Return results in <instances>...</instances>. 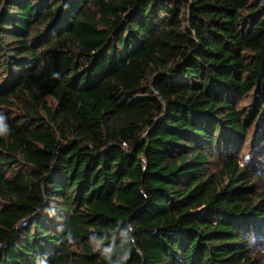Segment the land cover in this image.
Returning <instances> with one entry per match:
<instances>
[{"label": "trees", "instance_id": "1", "mask_svg": "<svg viewBox=\"0 0 264 264\" xmlns=\"http://www.w3.org/2000/svg\"><path fill=\"white\" fill-rule=\"evenodd\" d=\"M0 117V264H264V0H0Z\"/></svg>", "mask_w": 264, "mask_h": 264}, {"label": "rangeland", "instance_id": "2", "mask_svg": "<svg viewBox=\"0 0 264 264\" xmlns=\"http://www.w3.org/2000/svg\"><path fill=\"white\" fill-rule=\"evenodd\" d=\"M250 141H252V138H249L247 142H250ZM248 145H249V144H245V147L247 146V154L249 153V154L252 155V153H250V151H249V149H248V148H249ZM245 153H246V150H245ZM257 251H258V254H259L258 256L264 258V244L261 245V246H259V247H257Z\"/></svg>", "mask_w": 264, "mask_h": 264}, {"label": "clouds", "instance_id": "3", "mask_svg": "<svg viewBox=\"0 0 264 264\" xmlns=\"http://www.w3.org/2000/svg\"><path fill=\"white\" fill-rule=\"evenodd\" d=\"M0 128H3V118L0 117Z\"/></svg>", "mask_w": 264, "mask_h": 264}]
</instances>
